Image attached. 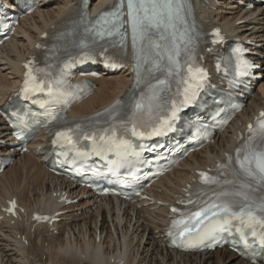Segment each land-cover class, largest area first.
Listing matches in <instances>:
<instances>
[{"label": "bare ground", "instance_id": "bare-ground-1", "mask_svg": "<svg viewBox=\"0 0 264 264\" xmlns=\"http://www.w3.org/2000/svg\"><path fill=\"white\" fill-rule=\"evenodd\" d=\"M111 2L94 0L93 7L100 12ZM77 6V0L43 3L36 14L24 18L16 35L0 49V108L20 86L24 75L20 65L38 53L35 44L41 41L42 36H54L72 22ZM198 12L204 27L210 29L220 25L236 37L249 39L256 45L254 51L264 56V10L249 12L225 0H200ZM240 21L246 22L239 24ZM208 60L212 61L213 57L209 55ZM255 60L264 67V58L255 56ZM133 79L130 69L96 80L99 88L92 97L74 109V114L88 116L110 106L129 93ZM263 103L264 82L234 126L244 123L246 117ZM0 138L11 141L9 129L1 115ZM46 144L45 137H40L30 146L31 153L19 155L13 152L18 156L16 163L0 176V204L16 195L27 212L48 209L51 206L49 190L52 187L65 188L71 198L80 201L75 206L62 209L67 213L57 224L58 234L49 233L40 226L32 232L25 216L16 224H12L11 220H0V264H109V256L119 255L126 257L127 264H251L226 249L199 255L167 249L162 237L167 212L165 208H156L155 204L143 209L132 204H120L118 207L111 199L97 198L55 177L44 166ZM233 144L232 130H226L214 145L194 154L156 183L152 188L154 196L167 200L179 194L180 189L193 178L196 168L211 167V156L220 159L222 153L231 151ZM39 146L43 149L38 152ZM121 214L123 218H120ZM17 234L26 236L28 245L20 244L16 240ZM99 235L101 242L97 244Z\"/></svg>", "mask_w": 264, "mask_h": 264}, {"label": "snow or ice", "instance_id": "snow-or-ice-1", "mask_svg": "<svg viewBox=\"0 0 264 264\" xmlns=\"http://www.w3.org/2000/svg\"><path fill=\"white\" fill-rule=\"evenodd\" d=\"M187 7V0H117L112 10L102 13L95 21L89 20L87 13H84L79 22L84 38L80 40L79 46L89 47L98 40L109 38L111 46L126 48L130 32L138 69L134 88L141 82L139 69L145 64L150 65L147 69L149 75L156 72L163 74V79L153 77L156 83L148 85L147 112L154 121L150 125L152 131H145L144 128L149 125L138 119L139 113L145 109L142 95L136 101L131 115L121 114L119 102L114 105L106 113L111 120L109 127L86 131L77 125L75 129L57 132L53 143L64 142L71 145L77 155H85L76 149L74 136L92 141L96 150L97 146L102 148L108 145L111 149L127 145L128 141L122 135L118 136V131L124 134L130 131L133 136L144 137L172 130L171 121L177 119L180 110L196 98L208 79V73L195 60L196 39L192 35L194 28L188 25L185 18ZM213 35L215 39L212 43H217L221 39L219 32ZM104 50L107 51V47ZM91 58L86 54L85 59ZM234 59V65L231 61L227 63L233 67L235 77L249 75L254 65L244 57L243 49H235ZM68 66L65 63L59 73L54 75L50 71L53 67L51 64L43 68L26 65L27 78L21 93L24 99L45 93L49 101L34 102L41 103L42 107L45 103L66 105L67 97H75V93L65 87ZM217 70H220L219 64ZM173 84L175 92H172ZM165 92L171 93V97L161 95ZM260 115L261 118L254 125H248V135L236 149L235 156L229 157L227 165L220 166L229 167L233 162L238 165V168H232L234 178L222 182V185H231V188H224L215 177L200 173L205 184L221 185V190L214 191L208 200L202 201L203 206L198 210L181 213L179 218H173L168 235L176 246L200 248L206 241L216 239L215 233L230 231L235 227L246 244L247 237L251 235L264 247V113ZM58 116L54 108L49 110L48 119L56 120ZM18 119L23 120L22 117ZM27 127L30 126L23 123L17 134L19 138H23L24 128ZM189 203L192 201L189 200ZM172 212L177 213L178 209L173 208ZM207 246L213 245L209 243ZM253 264H256L255 260Z\"/></svg>", "mask_w": 264, "mask_h": 264}]
</instances>
